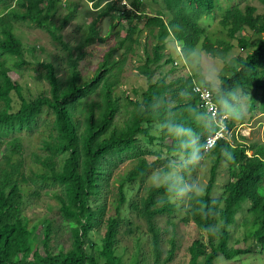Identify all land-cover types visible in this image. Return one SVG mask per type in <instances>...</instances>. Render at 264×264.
<instances>
[{"label": "trees", "instance_id": "obj_1", "mask_svg": "<svg viewBox=\"0 0 264 264\" xmlns=\"http://www.w3.org/2000/svg\"><path fill=\"white\" fill-rule=\"evenodd\" d=\"M88 1L95 4L97 16L84 32L79 51L83 53L87 48L110 41L113 44L101 55L95 69L84 77L79 60L87 54H80L77 59L73 49L51 25L60 0H0V143L6 144L0 160V264H126L114 250L119 219L124 210L132 208L127 196L128 185L142 182L150 168L137 144L138 137L150 144H164L168 156L180 153L189 160L191 151L199 148L201 160L212 161L210 178L202 192L197 187L187 189L183 182L166 179L161 185L149 186L141 198L139 208L150 231L154 264H171L174 260L177 250L174 239L169 242L167 256H162L156 218L160 214H173L177 204L172 203V198L182 192L187 199L185 221H192L197 232L189 250L190 264H214L220 257L232 263L250 254L249 237L235 249L229 247L230 228L245 206L250 217L247 223L254 231L252 237L264 254V146L220 140L205 153L207 139L218 127L199 109L198 97L192 93L194 80L180 79L176 83H168L164 78L153 80L170 39L183 45L186 59L201 45L204 55L225 64L228 54L237 47L248 53L237 66H227L229 75L220 79L218 90L214 92L207 82L199 85L212 92L220 115L231 117L226 122L228 127L235 121L232 111L239 112L242 107L239 91L251 94L253 102L259 98L264 114V18L256 15L252 6L242 9L234 5L220 17L218 25L222 33L212 35L201 27L200 21L217 12L218 0H153L164 4L163 10L154 15L144 11L137 0L127 5H123L126 0H107L105 4L103 0ZM77 11L70 7L64 21H72ZM106 18L111 29L108 35L102 36L99 27ZM25 24L49 32L69 53L66 82L60 79L54 64L41 62L32 68L17 33L18 27ZM252 35L261 38L252 43ZM151 38L155 41L152 48ZM137 47L143 54H137L141 66L135 68V73L145 78L147 84L146 89L142 92L135 89L131 96L121 77ZM172 63V57L165 61L166 65ZM28 78L48 81L50 93L35 96L26 86ZM122 96L128 117L122 124H116L115 119L122 110ZM46 116L54 125L42 126L39 137L40 151L48 154L35 153L28 157L24 137L14 135L37 129ZM174 125L191 129L195 140L190 146L186 147L185 141L192 137L175 135ZM61 156L65 157L62 161ZM123 156L131 159L130 165L113 181L118 189L113 199L115 211L105 219V208L94 200L101 199V187L113 166L109 159L120 160ZM29 161L37 166L38 178L56 187L52 196L72 226L73 242L67 249H53L50 219L34 222L25 210L22 189L29 180V170L34 171ZM224 163L228 165L229 176L217 199L218 172ZM190 167L199 165L191 162ZM171 169L172 166L167 167L163 172ZM40 223H47L41 231V240ZM100 224H104L105 232L97 243L90 233ZM218 225L222 226L220 242L215 245L212 238ZM201 232L207 235L208 244L200 238ZM130 264H141L140 258L134 256Z\"/></svg>", "mask_w": 264, "mask_h": 264}, {"label": "rangeland", "instance_id": "obj_2", "mask_svg": "<svg viewBox=\"0 0 264 264\" xmlns=\"http://www.w3.org/2000/svg\"><path fill=\"white\" fill-rule=\"evenodd\" d=\"M58 10L54 15L51 25L54 27V31L64 38V41L69 44L73 49V53L76 54V58H79L80 54H87L80 58L79 65L80 70L84 75H88L90 71L94 70L98 65L101 55L112 45V41L108 44H97L96 46L87 48L81 53L79 46L83 41L84 32L88 26L94 21L97 16L95 4L90 3L88 0H60ZM107 0H103L102 4H105ZM133 0H126L128 4ZM142 3V9L151 14H155L157 11L163 10L164 4L161 1L153 0H137ZM234 5H238L240 8L245 9L247 6H252L256 9V15H260L264 18V0H233L224 1L218 0V10L214 14L204 16L201 21V27L206 30L207 33L220 35L222 32L219 30L220 17L224 13L232 8ZM76 8L75 17L69 23L64 21V18L68 14V9ZM129 9V8H128ZM110 21L106 18L102 21L99 27V33L102 36H106L110 33ZM18 35L21 38L26 51L27 60L32 63V68L39 65L41 62H47L54 64L57 68V73L63 82L67 81L69 74V57L68 52L65 51L51 36L49 32L40 30L30 25H20L18 27ZM261 36L252 35L251 42L254 43L259 40ZM150 48L155 44V41L151 38L149 40ZM202 46H198L196 52L189 58L183 56V45L175 43L171 39L166 43V50L164 51L165 57L161 64L156 66V73L153 80L158 78H164L168 83L178 80H186L192 78L195 84L207 82L210 84L212 90L216 92L219 88L220 79L224 76H228V67L237 66L239 60H242L247 55L248 51H243L235 47L226 59V64L217 60L208 58L201 50ZM34 50V52H33ZM143 54L142 50L136 48V54L131 56L124 68L121 81L124 83L133 96L134 90L142 92L146 89L147 81L145 78L139 77L135 73V68L141 66L139 57ZM170 57L173 58V63L166 65L165 61ZM184 59V60H182ZM178 63V64H177ZM177 64V65H176ZM85 77V76H84ZM27 87H30L35 96H39L41 93H50V84L44 80L39 82L38 80L27 79L25 82ZM239 99L241 106L244 109L243 121L235 119L234 124L228 127L229 133L227 140L231 144L244 143L249 146H264V114L260 108V100L257 98L254 102L252 95H244L242 91H239ZM122 110L115 119L116 124H122L128 117L127 108L125 106L124 98L122 96ZM253 106L254 109H253ZM225 122H230L232 119L229 115H224ZM42 119L39 127L31 132H25L22 134H15L14 136L21 135L25 139V147L27 156L32 157L35 153L47 156L48 153L40 151L42 145L41 139V127L47 124L54 125V121L48 119ZM243 122V124L241 123ZM226 123V124H227ZM46 130V128H44ZM153 133V131L151 132ZM153 135H155L153 133ZM137 144L142 152V156L150 164V168L144 177L143 181L132 182L128 185V193L132 208L130 210H124L119 219L117 241L114 246L116 256H119L126 264L131 263V259L136 256L140 258L141 264H154V254L152 250L151 236L148 229V224L141 215L139 208L140 200L145 196L146 190L152 184L161 185L166 179H173L177 183L183 182V186L187 189H193L197 187L199 192H202L207 186L210 171L212 167L211 159H203L199 163L196 162L199 167L191 168L190 161L180 153L174 156H168L165 153V147L158 143L150 144L146 139L138 137ZM6 150V144L0 143V160L4 156ZM252 154H249L251 157ZM65 157L61 156L60 160H64ZM131 159L127 156H123L120 160L116 158H110L109 162L113 163L110 168V174L107 180L103 182L101 187V199L94 200L100 206L105 208V219L112 216L115 211V202L113 199L117 197L118 189L114 179L120 177L130 165ZM34 171L29 170V180L26 186H23V193L25 196V210L29 213L31 219L34 222L44 219H50L53 227V241L52 247L55 251L67 249L72 245V231L71 224L59 211V204L57 200L52 196V193L56 187L50 181H42L37 175V166L29 161ZM172 166L168 173H164L163 170ZM227 163L222 164L219 167L218 172V184L215 197L222 195L225 185L228 180L229 170ZM179 177V182L175 177ZM224 184V185H222ZM58 189L61 190L60 187ZM177 204V209L173 214H160L156 218V225L160 229V240L162 256L166 257L171 247L170 240L174 239L176 242L177 250L174 260L171 264H190L189 250L193 245L197 232L193 227L192 221H185L186 211V194L182 192L177 195L176 198H172V203ZM248 207L239 212L236 223L230 228L231 242L229 247L235 249L237 244L243 243L248 237L247 247L250 250V254L243 256L239 261L230 263L220 257L214 264H264V254L261 252V247L257 244L253 236V229L247 220L250 218L247 213ZM46 224H41L38 228L39 240L42 238V233ZM221 225L217 226L214 231L212 241L215 245L220 242ZM105 232V226L99 225L93 227L90 237L94 242H99V238L103 236ZM205 243L208 244L209 240L205 233L199 234ZM41 245V243H40ZM99 245V244H98Z\"/></svg>", "mask_w": 264, "mask_h": 264}, {"label": "built area", "instance_id": "obj_3", "mask_svg": "<svg viewBox=\"0 0 264 264\" xmlns=\"http://www.w3.org/2000/svg\"><path fill=\"white\" fill-rule=\"evenodd\" d=\"M127 4L128 3L126 1L123 3V5ZM127 7L131 9L130 5H128ZM192 93L198 97L199 109L205 111V113L213 119L218 127L216 133L213 136L209 137L205 144V153H209L220 140H227V135L230 131L223 118L224 115H220V108L214 101L212 92L207 87H202L198 84H195L192 88Z\"/></svg>", "mask_w": 264, "mask_h": 264}, {"label": "clouds", "instance_id": "obj_4", "mask_svg": "<svg viewBox=\"0 0 264 264\" xmlns=\"http://www.w3.org/2000/svg\"><path fill=\"white\" fill-rule=\"evenodd\" d=\"M229 107H231V106L229 105ZM231 115H232L233 119H238V120L242 119L244 117L243 107H241V110L239 112H236L235 110H233ZM172 132L179 137H189V136L192 137V140L185 141L186 147L190 146V144L195 140V137L193 136L191 129L185 128L183 126L174 125L172 127ZM228 158H229V160H231V156H229ZM201 159H202V156L200 154L199 148H194L193 151H191V153L189 155V161L190 162H198ZM175 179L178 182L180 180V178L178 176L175 177ZM181 190H183V189H181Z\"/></svg>", "mask_w": 264, "mask_h": 264}]
</instances>
